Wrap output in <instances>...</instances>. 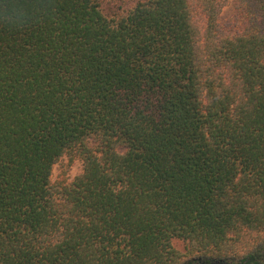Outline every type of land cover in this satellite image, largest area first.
<instances>
[{
    "label": "trees",
    "instance_id": "1",
    "mask_svg": "<svg viewBox=\"0 0 264 264\" xmlns=\"http://www.w3.org/2000/svg\"><path fill=\"white\" fill-rule=\"evenodd\" d=\"M229 1L0 0V264H264V0Z\"/></svg>",
    "mask_w": 264,
    "mask_h": 264
},
{
    "label": "rangeland",
    "instance_id": "2",
    "mask_svg": "<svg viewBox=\"0 0 264 264\" xmlns=\"http://www.w3.org/2000/svg\"><path fill=\"white\" fill-rule=\"evenodd\" d=\"M103 6L106 8L107 11H122L126 10L130 5V3L133 1V3L136 0H99ZM240 11L237 7L235 0H230L228 5L224 7L221 15H220V22L223 25H226L229 21H231L234 18H239ZM69 159L66 157L61 162L57 163L54 166L53 171V180H57L60 173L68 169L66 171L68 179L73 180L76 175H78L82 171V162L80 160L73 161L70 165H68ZM173 245L176 249H178L183 254H186L188 251V243L185 240L175 238L173 239Z\"/></svg>",
    "mask_w": 264,
    "mask_h": 264
}]
</instances>
